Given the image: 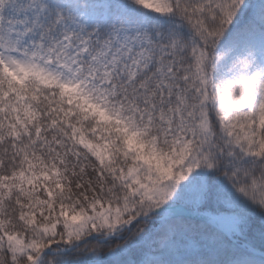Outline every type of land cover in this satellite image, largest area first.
Listing matches in <instances>:
<instances>
[{
    "label": "snow or ice",
    "instance_id": "6c2138e0",
    "mask_svg": "<svg viewBox=\"0 0 264 264\" xmlns=\"http://www.w3.org/2000/svg\"><path fill=\"white\" fill-rule=\"evenodd\" d=\"M0 264H264V0H0Z\"/></svg>",
    "mask_w": 264,
    "mask_h": 264
}]
</instances>
